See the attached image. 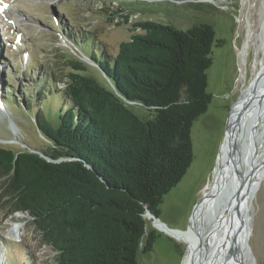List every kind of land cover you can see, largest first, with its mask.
<instances>
[{"label": "trees", "instance_id": "trees-1", "mask_svg": "<svg viewBox=\"0 0 264 264\" xmlns=\"http://www.w3.org/2000/svg\"><path fill=\"white\" fill-rule=\"evenodd\" d=\"M132 26L140 32L114 56L88 57L103 84L69 60L57 84L73 105L56 127L36 120L50 141L42 151L75 159L0 147L4 204L31 218L55 264H137L138 251H150L157 237L145 209L158 217L163 196L192 162L190 131L211 102L206 70L222 40L207 23Z\"/></svg>", "mask_w": 264, "mask_h": 264}, {"label": "rangeland", "instance_id": "rangeland-1", "mask_svg": "<svg viewBox=\"0 0 264 264\" xmlns=\"http://www.w3.org/2000/svg\"><path fill=\"white\" fill-rule=\"evenodd\" d=\"M0 5L4 11L0 13V147L14 150L50 146L36 120L56 127L61 112L73 105L62 84H57L71 71L69 60L82 61L86 69L79 73L103 84L97 65L82 59L93 54L100 59L101 53L114 56L120 42L140 32L134 30V22L152 20L183 30L196 23L212 26L222 44L214 41L206 70L211 102L191 127L190 166L159 205L158 218L167 228L186 230L194 205L213 181L231 106L261 69L264 0H0ZM134 110L144 114L142 107ZM1 182L0 178V261L55 264V252L43 243L31 218L4 204ZM248 216L255 263L264 264V174ZM12 222L21 229L13 239L6 234ZM146 228L157 237L150 251H138L137 264H181L188 245L154 227L148 218Z\"/></svg>", "mask_w": 264, "mask_h": 264}, {"label": "bare ground", "instance_id": "bare-ground-1", "mask_svg": "<svg viewBox=\"0 0 264 264\" xmlns=\"http://www.w3.org/2000/svg\"><path fill=\"white\" fill-rule=\"evenodd\" d=\"M261 29L264 30V19L261 22ZM260 39L264 45L262 31ZM232 107L234 109L229 118V130L220 145L213 181L209 190L205 192L204 200L196 207L191 218L193 225L188 231L171 233L173 237L188 245L182 264H191V253L198 239L194 236L196 233L192 229L193 226L197 224L205 226L206 223L201 224L202 218L214 212L216 204L220 203L224 207V221L216 231L218 236L222 235L231 215L240 213L246 218L250 213L257 182L264 174V57L261 60L259 77L251 79L235 107L234 104ZM11 128L12 130L15 128L12 121ZM206 221L207 219H204V222ZM234 222L237 223L236 217ZM155 224L162 226L157 221ZM20 231L18 223L12 222L6 234L13 239Z\"/></svg>", "mask_w": 264, "mask_h": 264}, {"label": "water", "instance_id": "water-1", "mask_svg": "<svg viewBox=\"0 0 264 264\" xmlns=\"http://www.w3.org/2000/svg\"><path fill=\"white\" fill-rule=\"evenodd\" d=\"M88 63H92L88 60L87 57L82 59ZM94 65V64H93ZM260 71L255 75L257 79L259 77ZM233 106V104H232ZM231 106V111L226 123L225 133L229 130V118L231 116L233 107ZM224 133V135H225ZM224 137V136H223ZM26 150L30 152H34L44 157L48 161L52 162H60L62 160H71L75 158H59L57 160L50 159L42 150H34L26 147ZM218 158V155H217ZM217 160V159H216ZM217 164V163H216ZM86 166L89 167L88 164L85 163ZM203 195L202 199H200L193 207V211L190 216V222L188 228L186 230H177L167 228L158 217H156L153 213H151L148 209H145L144 217L151 220L152 225L160 230H163L169 235L172 232H185L189 230V227L192 226L191 218L196 209L199 207L201 202L204 200ZM220 206V207H219ZM224 207L220 205V203L216 204V208L214 212L207 215V217L202 218L201 224L207 225L202 226L198 225V229L193 226V230L196 233V245L194 251L191 253V264H256L254 255L250 246V220L249 216L243 218L240 213L236 215H231L227 224L224 226L223 232L221 236L217 235V230L219 229V225L221 226L224 221L223 215ZM24 214V213H23ZM237 218V223L234 222V218ZM204 219H207L204 222ZM239 219V222H238ZM157 221L160 225L155 224ZM215 232V235H214ZM202 234H205L202 236ZM172 236V235H171ZM204 239L202 240V237ZM211 238V241L209 239ZM207 239V240H206ZM183 263V260L181 264Z\"/></svg>", "mask_w": 264, "mask_h": 264}, {"label": "snow or ice", "instance_id": "snow-or-ice-1", "mask_svg": "<svg viewBox=\"0 0 264 264\" xmlns=\"http://www.w3.org/2000/svg\"><path fill=\"white\" fill-rule=\"evenodd\" d=\"M4 7H7V5H5ZM3 9H0V11H2Z\"/></svg>", "mask_w": 264, "mask_h": 264}]
</instances>
